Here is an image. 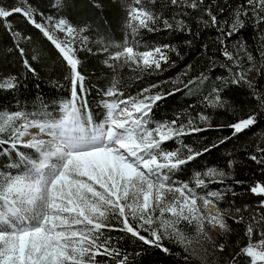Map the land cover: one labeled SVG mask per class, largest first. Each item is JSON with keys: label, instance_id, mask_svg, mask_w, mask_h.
Returning a JSON list of instances; mask_svg holds the SVG:
<instances>
[{"label": "snow or ice", "instance_id": "1", "mask_svg": "<svg viewBox=\"0 0 264 264\" xmlns=\"http://www.w3.org/2000/svg\"><path fill=\"white\" fill-rule=\"evenodd\" d=\"M80 2L54 0L57 8H66L69 13ZM83 2L86 8L96 10L99 26L104 27L107 21L101 14L105 0ZM170 3L202 13L207 19L201 16V23L220 31L217 39L222 56L229 64L220 65L227 75L217 77L220 85L205 97L209 106L227 107L225 93L231 87L240 86H246L257 102V108L246 118L227 125L232 130L230 137L211 145H185L182 150L175 151H166L163 143L206 129L192 126L191 121L188 125H177L176 120L150 127L153 106L173 94L152 93L157 87L155 84L142 89L136 96L125 97L120 90V80L114 76L103 93L109 98L103 101V119L93 116L87 106L82 61L77 57L81 49L93 51L87 46L88 34L92 31L90 18L73 24L66 16L45 17L29 0H18V6L11 8L0 4V26L15 41L14 48L30 75H37L32 61L40 58V52L29 56L26 48L21 46V41L31 40V37L13 30L8 18L15 14L22 15L51 42L71 71L70 97L60 101L55 113L46 112L42 119H30L23 111L0 112V145L9 146L3 151H11L18 158L10 165L11 170H0V264H102L97 257L118 258L116 264H131L129 256L113 246L112 238L105 235L106 229L115 228L109 223L110 216L118 217L123 225L117 230L166 254L171 253L162 243L164 240L184 246L185 252L192 244V238L182 230V224L194 227L196 236H203L205 240H210L206 225L219 227L222 234L231 232L224 211L217 209L213 214L208 210L209 204H218L227 193L218 190L199 195L195 190L204 191L211 183H221L230 192L226 183L232 179L230 174L223 169L209 168L196 173L194 187L187 183L176 186L171 177L183 166L256 125L264 114V93L248 75L256 65L249 63L248 68L241 67L240 52L245 53L247 62L254 60L246 49V41L237 40L235 54L225 43L226 39L238 37L249 19L264 25V0H243L233 9L230 24L225 21L228 24L226 30L218 18L223 8H214L205 0H170ZM37 17L43 22H38ZM157 23H163L170 30L192 32L183 19L174 25L153 12L145 0H131L127 6L124 41L120 44L104 39L97 41V52L107 56L103 63L114 73L122 66L162 70V64L169 63L167 52L175 49L165 44L141 50L137 39L141 30L156 31ZM56 33L63 34V39ZM260 55L264 57V51ZM256 71L259 75L260 69L256 68ZM204 79L207 76L201 73L184 87L189 88ZM17 87L22 84L16 76L0 79V89ZM199 119L208 122L210 117L200 114ZM258 151L261 156L252 155L251 159L264 165V148ZM249 191L261 197L259 207L264 208V182L254 183ZM241 211L236 209L237 213ZM232 219L240 222L244 217L232 216ZM142 231L146 234H141ZM244 236L247 243L232 254L228 264H264V213L250 214ZM254 236L259 237L255 242ZM197 244L207 252L199 240ZM213 248L216 249L215 244ZM224 248L225 244L218 245L219 251ZM183 259L187 262L189 256L185 255Z\"/></svg>", "mask_w": 264, "mask_h": 264}, {"label": "trees", "instance_id": "2", "mask_svg": "<svg viewBox=\"0 0 264 264\" xmlns=\"http://www.w3.org/2000/svg\"><path fill=\"white\" fill-rule=\"evenodd\" d=\"M29 2L45 17L66 16L73 24L90 18L92 31L88 34L87 46L93 51L89 53L81 49L77 52V57L82 61L81 70L85 76L87 106L94 117L103 119L105 112L103 101L109 99L103 93L110 87V82L115 76L120 80V90L125 97L136 96L142 89L153 84L157 87L152 89V93H173L153 106L149 116L150 127L176 120L177 125H188L191 121L192 126L206 129L164 142L162 147L166 151L182 150L185 145L192 147L211 145L224 137H230L232 130L227 125L246 118L250 111L257 108V102L246 86L231 87L225 93L228 101V106L225 108L210 107L205 101V97L209 96L212 89L220 85L217 77L227 75L226 69L220 65H227L229 62L222 56V49L217 39L220 35L219 29L205 27L201 23V16L204 19H207V16L196 10L172 5L170 0H145L159 17L169 20L174 25L176 21L183 19L192 32L175 28L170 30L165 28L163 23H157L156 31L141 30L137 37L141 50L165 44L175 49L167 52L169 63L162 64V70L146 71L122 66L114 73L103 63L107 56L97 52L99 47L97 41L104 39L113 44L124 41L127 35L125 28L127 6L131 0H105L104 12L101 14L107 21L104 27L99 26L100 19L96 10L86 8L83 0L71 13L66 8H57L54 0H29ZM17 3L18 0H0V4L6 7ZM205 3L212 4L214 8L224 9L223 12L218 13V18L221 26L226 30L231 22L233 9L243 3V0H205ZM37 20L43 22L40 17H37ZM8 22L13 26V30L31 37V40L21 41V46L26 48L29 56L39 51L40 58L32 61L37 75H30L24 69L21 57L14 48L15 41L5 32L4 27L0 26V79L16 76L22 84V87L14 90L0 89V112L23 111L29 114L30 119H42L46 112L55 113L60 101L70 97V68L51 42L47 41L39 30L28 24L22 15L15 14L8 18ZM56 35L60 39L63 38L60 33ZM238 39L246 41L247 51L254 56L252 62H247L245 53L240 52L241 67L246 69L249 63H254L256 68L260 69L258 75L256 68H253L249 73L252 78L249 79L253 80L261 93H264V57L260 55L264 51V25H258L254 20L249 19L247 26L238 37L226 39V45L234 51V54ZM188 41L191 43L189 44ZM201 73H204L207 79L190 85L189 88L184 87L189 80H194ZM177 88L180 91H175ZM200 114L209 116V121H201ZM6 147L9 146L0 145V170H11L10 165L18 159L11 151H3ZM260 148H264V114L260 116L256 125L237 134L196 161L183 166L171 177L172 181L187 183L194 187L196 173H203L209 168L223 169L230 174L232 179L226 182L232 190L230 192L227 191L225 184L221 183H211L204 191L197 188L202 193L218 190L227 193L223 200L215 204L217 209L225 212V222L231 229L230 233H224L220 238V243L225 244L223 251H219L216 242H210L207 252L196 254L190 249L185 252L184 246L171 240H164L162 243L171 253L166 254L159 248L144 244L129 233L117 230L123 226L120 221L116 222L112 219L109 223H113L115 228L106 229L105 235L112 238L113 246L129 256L131 264H228L232 254L247 243L244 232L250 214L255 213L259 216L260 213H264V208L259 207L261 197L249 191L254 183L264 182V165L251 159L252 155L261 156L258 151ZM230 161L231 167H229ZM234 181L243 183L236 184ZM233 192L235 195L232 194ZM237 208L242 211L237 213ZM241 215L244 217L243 221L237 222L232 219V216ZM141 234L146 233L142 231ZM257 239L259 237L254 236L253 242ZM185 255L189 256L187 262L183 259ZM117 259L97 257L102 264H116Z\"/></svg>", "mask_w": 264, "mask_h": 264}, {"label": "rangeland", "instance_id": "3", "mask_svg": "<svg viewBox=\"0 0 264 264\" xmlns=\"http://www.w3.org/2000/svg\"><path fill=\"white\" fill-rule=\"evenodd\" d=\"M15 6H18V3L14 6H9L7 8H11V7H15ZM19 6H23V5H19ZM59 34V33H58ZM61 34V33H60ZM63 36V34H61ZM63 39V38H61ZM249 75V78H252V75L251 74H248ZM32 131H36L35 129H33ZM30 137H26V139H29ZM175 182V181H173ZM180 184L182 183H177L175 182V185L176 186H179ZM191 187V186H190ZM196 192L199 194V195H204V193H202L201 191H199L197 188L195 189ZM208 210L211 211L213 214H215L217 212V208L215 206V204H209L208 205ZM158 214V212H157ZM112 219V221H120L119 218H113V217H109V220ZM123 226V225H122ZM181 228L182 230L185 232V234L187 236H189L190 238H192V244L188 246V249L192 250V252L196 253V254H200L201 252H203V250L198 246L197 244V240H199L202 244H203V249H207L208 247V244L211 242H216L217 243V246L220 243V238L222 236V233H221V230L219 227H216V228H212V227H209V226H205V231L208 233V236L210 237V240H205L203 236H200V237H197L196 236V233H195V230H194V227L192 226H185V225H181Z\"/></svg>", "mask_w": 264, "mask_h": 264}]
</instances>
